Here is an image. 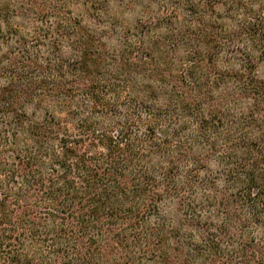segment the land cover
I'll return each instance as SVG.
<instances>
[{
	"label": "trees",
	"instance_id": "16d2710c",
	"mask_svg": "<svg viewBox=\"0 0 264 264\" xmlns=\"http://www.w3.org/2000/svg\"><path fill=\"white\" fill-rule=\"evenodd\" d=\"M110 1L0 0V264H264V14Z\"/></svg>",
	"mask_w": 264,
	"mask_h": 264
},
{
	"label": "rangeland",
	"instance_id": "374dc122",
	"mask_svg": "<svg viewBox=\"0 0 264 264\" xmlns=\"http://www.w3.org/2000/svg\"><path fill=\"white\" fill-rule=\"evenodd\" d=\"M119 1V2H118ZM192 3L198 2V0H190ZM224 8L215 6L213 9L214 15L220 20L215 21L217 26L223 28H230L236 30L238 27H250V19L257 17L259 14H264V0H225ZM109 3V11L114 12L118 20H121L128 25H134L135 21L141 24L149 23L145 14H143V9L140 5H145L147 8V13H156L157 6H165L164 0H113ZM175 11V10H174ZM181 13L178 9L175 11ZM176 14V13H175ZM173 13L168 14L167 19H171V23H175L176 16ZM185 18V15L181 17ZM180 21V17H178ZM155 27L158 26V21L152 22ZM252 73L255 77L264 83V52H258L254 54L253 59V70ZM264 137V134H263Z\"/></svg>",
	"mask_w": 264,
	"mask_h": 264
}]
</instances>
